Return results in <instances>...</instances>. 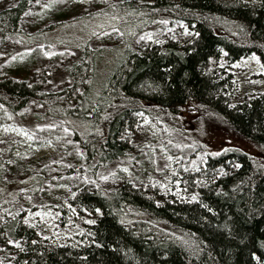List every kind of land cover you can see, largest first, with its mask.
I'll list each match as a JSON object with an SVG mask.
<instances>
[{
  "label": "trees",
  "instance_id": "trees-1",
  "mask_svg": "<svg viewBox=\"0 0 264 264\" xmlns=\"http://www.w3.org/2000/svg\"><path fill=\"white\" fill-rule=\"evenodd\" d=\"M32 2L0 8V41L23 39L21 21ZM97 16L120 28L125 43L108 49L86 39L77 45L61 88L43 89L27 72H0L3 114L16 117L36 101L45 116L69 129L61 156L86 167L87 181L58 208L65 223L71 210L93 221L83 224L79 242L56 245L26 223L22 211H0V247L10 264H264V91L232 104L231 75L214 63L254 55L264 69V0H121ZM156 20L182 22L193 36L132 46ZM139 115L191 140L192 126L223 128L262 157L235 148L203 151L206 177L190 183L185 199L128 179L105 190L96 174L128 156V133ZM27 179L18 188L37 192L41 174Z\"/></svg>",
  "mask_w": 264,
  "mask_h": 264
},
{
  "label": "rangeland",
  "instance_id": "rangeland-1",
  "mask_svg": "<svg viewBox=\"0 0 264 264\" xmlns=\"http://www.w3.org/2000/svg\"><path fill=\"white\" fill-rule=\"evenodd\" d=\"M12 1L0 0V8ZM117 1L121 0H33L21 21L23 39L7 37L0 41V72H27L34 76L32 82H39L43 89L61 88L68 81L63 67L75 59L77 45L85 43L86 39L92 46L108 49L125 43L120 28L109 26L107 18L97 16L99 11ZM91 14L95 18L88 16ZM192 36L191 29L182 22L156 20L148 29L136 34L131 43L135 48H143L151 42L182 41ZM214 63L231 75L232 104L264 91V69L256 56L249 55L231 64H226L222 57ZM2 112L0 106V211L8 214L22 211L24 221L53 244L79 242L84 233L83 224H87L89 218L71 210L72 220L65 223L58 208L63 197L82 180L87 181L86 167L61 156V152L64 153L61 145L69 139V129L45 116L36 101H31L16 117ZM184 116L189 117L187 112ZM192 127L188 133L194 135L193 140L139 115L138 123L128 133L131 144L128 156L100 167L97 183L110 190L128 179L160 195L185 199L190 183L197 184L206 177L203 151L219 153L235 148L254 158L262 157L253 144L223 128ZM194 141L205 149L198 148ZM34 173L42 176L37 192L18 188ZM0 260L11 263L1 247Z\"/></svg>",
  "mask_w": 264,
  "mask_h": 264
},
{
  "label": "snow or ice",
  "instance_id": "snow-or-ice-1",
  "mask_svg": "<svg viewBox=\"0 0 264 264\" xmlns=\"http://www.w3.org/2000/svg\"><path fill=\"white\" fill-rule=\"evenodd\" d=\"M193 199H195V197ZM97 211H99V210H97ZM89 223H93V221H89ZM253 258L256 259L255 256H253Z\"/></svg>",
  "mask_w": 264,
  "mask_h": 264
}]
</instances>
